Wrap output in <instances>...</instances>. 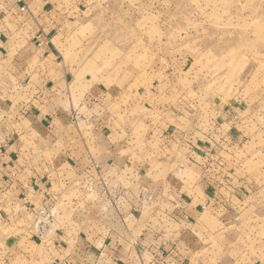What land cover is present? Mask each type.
I'll return each instance as SVG.
<instances>
[{"label": "crops", "instance_id": "1", "mask_svg": "<svg viewBox=\"0 0 264 264\" xmlns=\"http://www.w3.org/2000/svg\"><path fill=\"white\" fill-rule=\"evenodd\" d=\"M72 6L0 0V224L26 231L5 253L43 244L50 264H203L219 236L227 251L259 221L252 181L211 146L164 129L135 136L112 111V76L73 94L62 63ZM173 145L182 156L162 154ZM40 207L50 217L38 229Z\"/></svg>", "mask_w": 264, "mask_h": 264}, {"label": "rangeland", "instance_id": "2", "mask_svg": "<svg viewBox=\"0 0 264 264\" xmlns=\"http://www.w3.org/2000/svg\"><path fill=\"white\" fill-rule=\"evenodd\" d=\"M71 3L78 14L67 19L73 23L62 63L75 78L73 94L112 76L122 97L112 111L135 136L164 129L170 138L211 146L249 178L256 191L249 212L259 221L227 251L213 238L203 264H264V0ZM162 151L184 152L175 145ZM33 225L41 226L37 219ZM25 232L0 224V264L52 262L43 244L29 256L5 253L12 243L5 239Z\"/></svg>", "mask_w": 264, "mask_h": 264}, {"label": "built area", "instance_id": "3", "mask_svg": "<svg viewBox=\"0 0 264 264\" xmlns=\"http://www.w3.org/2000/svg\"><path fill=\"white\" fill-rule=\"evenodd\" d=\"M23 10H24V8L21 7L20 11L22 12ZM151 200H152V194L146 189L141 190V193L139 196V201H140L141 205L149 204L151 202ZM201 209L204 210L205 206H202ZM36 217H37V224L43 226L46 224L45 221H46V219H48L50 217V214L48 213V211L44 207H40L37 210Z\"/></svg>", "mask_w": 264, "mask_h": 264}]
</instances>
